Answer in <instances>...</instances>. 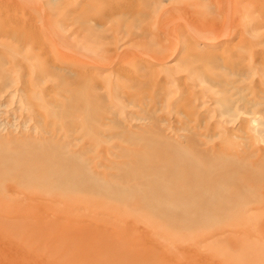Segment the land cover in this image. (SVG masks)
I'll use <instances>...</instances> for the list:
<instances>
[{
	"label": "rangeland",
	"instance_id": "rangeland-1",
	"mask_svg": "<svg viewBox=\"0 0 264 264\" xmlns=\"http://www.w3.org/2000/svg\"><path fill=\"white\" fill-rule=\"evenodd\" d=\"M56 152L83 197L32 171ZM178 157L231 195L213 215L118 195ZM4 170L0 264H264V0H0Z\"/></svg>",
	"mask_w": 264,
	"mask_h": 264
},
{
	"label": "bare ground",
	"instance_id": "bare-ground-1",
	"mask_svg": "<svg viewBox=\"0 0 264 264\" xmlns=\"http://www.w3.org/2000/svg\"><path fill=\"white\" fill-rule=\"evenodd\" d=\"M174 155H177V153ZM49 160L52 161L51 166L35 165L32 171L40 172L43 170L44 173H49L51 169L58 171V167H63L65 169L64 171L59 174L58 172H53L52 176H47L46 178H50V182L55 185L60 181L69 183V188L63 190V193L61 191L58 192L63 196L74 197L77 196L75 195L77 193L83 197L86 192L79 193L74 186L83 183L85 179L80 176V174H77V172L74 174L69 172L74 168V160L70 157H66L62 152L54 153L52 157H49ZM163 162L164 164L153 162L139 164L137 162L136 166L125 168L120 174L121 178H128L131 180L130 178L138 179L144 177L147 179L139 182V185H136L137 188H133L129 192H126L125 189L119 190L118 195L123 196L128 194L137 196L141 194L143 197V193L139 191V186L145 185L147 189L157 188L154 192L147 194L148 210L156 214H161L163 217L165 216V219L166 216L172 217L167 219L170 221L175 219L177 222H181L190 217H194L198 220L205 219V217L213 215L212 213L216 211V200L214 198H221L222 200L230 198L231 195L226 193L227 189L225 187L224 189L207 185L206 181L212 178L207 172V175L205 173H200L203 171L197 165L195 158H169L164 159ZM138 165H141L142 170H139L140 167L138 168ZM180 167H183V169H180ZM83 168H85V165ZM143 169L147 170V174L143 173L145 172ZM0 173L1 176H3H0V178L5 180L4 177L7 176L6 171H0ZM92 184L93 185H89L96 190L101 186L100 182L99 185L96 183ZM172 190L174 191L170 194ZM180 193H186L187 196L180 197ZM144 198H146V196H144ZM227 210H229V208L226 209L222 206L219 212L223 214Z\"/></svg>",
	"mask_w": 264,
	"mask_h": 264
}]
</instances>
